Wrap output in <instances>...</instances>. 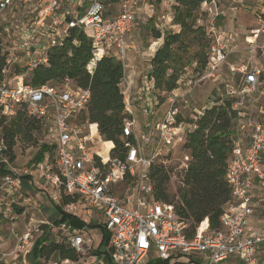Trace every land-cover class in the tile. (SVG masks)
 Wrapping results in <instances>:
<instances>
[{"label": "built area", "instance_id": "2783aa9c", "mask_svg": "<svg viewBox=\"0 0 264 264\" xmlns=\"http://www.w3.org/2000/svg\"><path fill=\"white\" fill-rule=\"evenodd\" d=\"M73 1L76 0H0V56L4 61L0 115L11 118L21 109L42 125L50 124L48 133L55 141L53 159L45 156L34 167L39 166L49 197L64 214L77 217L81 209L99 213L111 232L105 263L97 255L89 256L91 244L83 230L70 231L65 223L56 226L60 232L69 231L57 243L74 257H62L56 252L57 258L48 264H82L88 258L93 259L92 264H144L151 249L162 261L198 252L205 256L204 264H219L233 255L241 256L245 264H264V224L259 230L250 224L254 189L260 191V200L264 202V111L259 110L256 115L252 110L263 71V65L256 66L254 60L260 57L259 53L264 54V7L253 14V25L239 34L219 29L213 23L219 16L215 11L218 0L202 4L208 17L213 15L209 4L216 13L205 21L209 23L205 28L212 39L206 66L201 72L187 68L181 73L177 88L164 98L159 120L147 123L140 133L135 130L129 100L138 102L140 113L146 117L155 116L158 102L147 76L136 89L123 76L120 86L124 89V110L129 116L121 129L125 158L124 161L111 158L113 145L107 152L108 160L104 161L92 138L95 126L78 121L89 102V89L76 88L67 78L60 86L46 84L39 88L24 80L32 69L47 65L48 53L61 44L70 29L82 31L90 40L91 56L85 65L89 75L105 56H113L123 64L130 49L127 34L138 19L146 23L153 13L146 15L149 0H115L116 12L105 19L103 0H78L72 8ZM86 3L81 15L69 18L72 11L78 12L76 8ZM160 4L169 7V11L155 17L157 29L166 25L177 29L173 23L174 0H160ZM15 12L20 13L17 19ZM229 56L238 59L230 68L242 77L236 87L225 85V99L234 100L231 109L236 112L232 153L225 169L232 204L221 217L219 230L198 227L189 236L188 224L178 217L173 206L155 199L150 170L156 164L169 165L172 151L182 142V134L195 129L186 123L187 128L181 133L183 112L191 104L190 95L200 84L217 78L219 68ZM16 70L22 72L15 73ZM201 115H194L193 120ZM96 134L102 140L97 128ZM126 138L133 143L125 141ZM4 150L0 137V161L9 171L0 179V207H10L21 176L2 156ZM182 159L181 164L189 162L188 153ZM62 197L70 202L61 204ZM32 247V230L26 229L9 251H0V264H27Z\"/></svg>", "mask_w": 264, "mask_h": 264}, {"label": "trees", "instance_id": "16d2710c", "mask_svg": "<svg viewBox=\"0 0 264 264\" xmlns=\"http://www.w3.org/2000/svg\"><path fill=\"white\" fill-rule=\"evenodd\" d=\"M204 2L210 0H174L173 23L179 27V31L155 30L152 34L154 39H161L162 43L150 60L151 68L146 76L152 83L153 93L159 103L177 88L179 77L185 69L201 72L206 66L207 50L212 39L205 26L199 23L208 18V13L202 10ZM220 18L216 17V26L219 25ZM90 56V40L82 31L70 29L69 35L61 44L48 53L47 65L32 69L24 83L34 88L46 84L60 86L67 78L74 87L89 89V102L78 121L87 122L97 128V133L103 140L97 146V153L104 161L108 160L107 152L113 145L111 158L124 161L125 148L121 129L124 121L129 118L124 110L120 89L124 67L115 57L105 56L98 62L93 74L89 75L85 65ZM3 66L4 61L0 56V76ZM20 72L22 71L18 73ZM259 82L264 83V65ZM233 101L217 98L213 106L205 109L200 117L195 120L189 116L186 118V123L195 127L186 133L183 144L189 155V162L180 164L175 169L169 165L156 164L150 170L155 199L173 206L178 217L188 224L189 236L206 220L210 231L219 230L220 219L232 204L231 192L225 180V169L234 140L232 129L236 112L231 109ZM39 125V121L28 117L21 109L8 122L4 116H0V137L5 145L2 156L10 162L14 159L13 148L16 144L36 145L37 140L33 135L38 131ZM95 127L92 128L96 132ZM125 141L133 143L131 138H126ZM49 149L47 145L41 144L34 156V164L40 163ZM1 165L0 174L3 177L9 171L5 164ZM176 176L182 192L177 200H171L167 184ZM69 202L70 199L62 197L61 204ZM55 207L61 213L60 208ZM15 211L17 214L22 212L21 209ZM64 221L61 219L53 225L58 226ZM45 240L34 243L31 252L34 264L38 257L54 251L62 257H74L60 244L42 245Z\"/></svg>", "mask_w": 264, "mask_h": 264}, {"label": "rangeland", "instance_id": "374dc122", "mask_svg": "<svg viewBox=\"0 0 264 264\" xmlns=\"http://www.w3.org/2000/svg\"><path fill=\"white\" fill-rule=\"evenodd\" d=\"M149 2L155 6L154 12L157 15L161 13H168L169 7L167 8L163 4H161V6L159 7L160 0H149ZM103 3L105 6V9L108 10V13L109 12L112 13L114 9L117 7V3L115 1L103 0ZM209 6L213 9L211 4H209ZM215 6H216V12L219 14V18L221 17L218 21L219 24L221 25L225 24L224 22H222V19L225 17L227 18L230 14L234 13L235 15L233 17H235L237 14H244L246 16L245 22L242 24L243 26H245V25L253 24V19L251 15H253L255 12H259V10L264 7V3L261 2V0H233V1L221 0V2H219L218 4H215ZM230 8H235L236 11L234 10V12H232ZM221 13L225 14L226 16L223 17ZM215 14L216 13L213 12V15L211 14L210 17L207 18V20H210L212 17H214ZM13 15L16 17V19L20 17L19 12H15ZM8 16L9 15L6 14L5 18L6 17L8 18ZM155 22H156L155 18L148 19L146 23H141L140 19L136 21L135 26L126 36V42L128 45H132V48L130 47V49H128L123 65L127 64L129 60H132L133 62L138 63L139 66L141 65L140 67L143 70L146 69V65H147L146 59L148 58V54H151L155 48V45L151 43L152 41L156 40L152 37L153 36L152 34H154L155 30H158ZM213 23L216 24V21H214ZM203 25L207 26L209 25V23L204 22ZM227 25H230L229 22ZM177 28L179 29L178 26ZM159 29H161V31L170 30L172 32H175L176 28L170 29L166 25ZM229 29L230 28H228V30ZM2 35L4 36L5 33H2ZM263 52H264V49H263ZM259 54H260V57L255 58L254 64L258 67H262V65H264V54L263 56H261V53ZM237 62H238V59H235L234 56H229L227 60L219 68L217 78L200 84V86L191 93L190 107L184 110L183 112L184 119L182 120L184 124L181 125V133L182 131L184 132L185 128H187V124L185 121L186 120L185 118H187V116H189V118H193L194 115L197 116V114L203 113L205 109L213 106L217 98L224 100L226 84L227 85L230 84L231 86H234V87L237 86L239 82V80L237 79L238 75L233 74L230 68V64H236ZM142 69L140 71V75L144 74V71H142ZM11 71H14V69H10V72ZM19 71L21 70H16L15 73H18ZM120 89L121 91L124 90L123 87L121 86H120ZM157 102H158L157 103L158 105H157V110L155 112V116L161 115L162 109H163V106H162L163 102L162 103H159V101ZM129 103L132 106V110L134 114L136 132L140 133V132L145 131L144 130L145 125L149 123L150 121H153V119H155V116L146 117L142 115L139 109L140 104L134 101L133 99H130ZM252 110L256 115L259 114V110L264 111V83L259 84L258 91L256 93V103H255V106L252 108ZM262 119L264 121V116H262ZM6 120L8 122L10 118L7 117ZM39 124L40 125L38 126V131L34 132V135H33L34 138L37 140L36 145L16 144L13 148V154H14L13 161H10V162L7 161L10 168H12L20 176L24 175L25 171H27L30 168H34L38 164V163L34 164L33 160L41 144H45L47 145V147L50 148L46 152L45 156H47L50 161L53 159V156L55 153V143H54L55 141L49 136V133H48L50 124L45 123V125H42L40 122ZM182 137H183L182 142L176 145V147L174 148V151H172L171 156L169 158L170 159L169 166H171L173 169L177 168L182 163V160H183L182 158L185 155V153H187L186 149H184L183 147L184 146L183 144L185 143L186 135L182 134ZM93 141L96 147L101 142V140L97 136L94 138ZM1 158L2 157L0 156V159ZM1 164H4V163L0 161V168H2ZM35 170H36L35 177L40 178V182L42 183L43 181L41 180V173H40L39 166H37ZM1 177L2 175L0 174V179ZM44 191L46 193V202H48L52 208L50 209V212L47 215L42 214L41 211L40 212L38 211L39 208L37 207V204L33 205L32 203L33 205L32 207V205L30 206V205H27V203H24L25 199L28 198L25 194H23L22 196L15 195L12 198V203L9 204L11 205L10 207H7L5 205H2L0 207V237H1L0 243L3 244L4 242H7V239L9 240L5 244V247H2V248L10 249V247L13 246L15 242L13 238V236L15 235L14 233L21 234L25 230V226L31 221V218L33 219L36 218V220L37 219H41V220L48 219V224L46 225L39 224L38 222L31 225L30 229L32 230L33 246L35 242L41 241L42 239L44 240L46 239L45 240V242L47 241L46 243H50V241L52 242L54 241L57 243L58 241L62 240L61 234L57 232L56 226L52 224V222H54L55 216L58 214L57 209L54 203L52 202L51 198L49 197V191L47 190H44ZM167 192L171 200H177L180 193L182 192V189L179 184L178 176H176L175 178L172 177L170 179L169 183L167 184ZM16 209H21V210L25 209V214L19 219L17 218L18 214L15 211ZM255 211L253 212V215H252L253 217L255 216L257 217L258 214L260 216H264V202H259V207L258 209H255ZM44 226L46 227L44 228ZM205 226H206V221H204L201 224V226L199 227L200 230H203ZM91 233L95 237L100 236L98 229L91 230ZM56 255H57L56 252L52 255L46 254L45 256L40 257L39 261L36 264H48L49 261H52L57 258ZM153 257L154 255L151 254L149 255V258H148V261L151 259L150 260L151 264L155 263V261L152 260ZM220 264H245V263L243 262V259L241 256L233 255V256L228 257L226 261Z\"/></svg>", "mask_w": 264, "mask_h": 264}, {"label": "crops", "instance_id": "0c3cea01", "mask_svg": "<svg viewBox=\"0 0 264 264\" xmlns=\"http://www.w3.org/2000/svg\"><path fill=\"white\" fill-rule=\"evenodd\" d=\"M77 1L78 0H76L75 2L73 1L74 3H72L73 4L71 6L72 8H73V6H75ZM231 1H233V0H231ZM219 2H221V0H218L217 4ZM149 5H150V9H148V7H146V15L148 16L149 14L153 13V17H151L153 19V18L157 17V14L154 12L155 11V6L152 3H150V2H149ZM86 6H87V3L84 4V7L82 6V8H76V10L78 11L76 13L71 10L72 14L69 16V18H71V17H73V16H75L77 14L81 15L84 12ZM160 6H161V4H159V7ZM104 8H105V6H104ZM116 9H117V7L114 9V11L112 13H110V12L108 13V10L105 9V19H110L113 16V13L116 12ZM230 10H232V12H234L233 8L232 9L230 8ZM211 11L213 13L214 9L211 8ZM215 11H216V9H215ZM221 14H222L223 17L226 16L223 13H221ZM234 15L235 14L232 13L227 18L226 17L223 18L222 22H224L225 24H222V25L219 24L218 25L219 29H224L227 32H237L239 34H244L246 32V30L248 28H250L253 24L252 25L243 26L242 24L245 22L246 16L244 14H237L235 17H233ZM251 16H252V19H253V15H251ZM227 21L229 22L230 25H227L228 24ZM228 28H230V29L228 30ZM151 43L155 45V48H154V50H153V52L151 54H148V58L146 59V62H147L146 69L143 70L140 67L141 65L139 66L138 63H135L132 60H129L128 63L123 66L124 67V77L130 84H132V87L134 89L138 88L141 85V82L145 79L146 75L150 71V68H151L150 60H151L154 52L161 45L162 40L158 39V40L152 41ZM129 47L132 48V45H129ZM141 69H142V71H144V74H142V75H140ZM233 74H237L238 75L237 79L239 80V82H238V84H239L241 79H242L241 75L236 73V72H233ZM159 117H160V115H156L155 119H153V121H155L157 119L159 120ZM44 190L49 191V188H47L44 185L43 182L42 183L40 182V178L35 177V169L34 168H30V169H28L27 171L24 172V175H21V184H20L19 189L16 192V194H14V196L15 195L22 196L23 194H25L28 198L25 199L24 203H27V205H30V206L32 205V203H33V205L37 204V207L39 208L38 211L39 212L41 211L42 214H46L47 215L50 212V209H52V208H51L50 204L48 202H46V193H45ZM252 194H253L252 208H253V212H254L255 209H258L259 202H262V200H260L261 199V193H260L259 190L254 189ZM13 197H11V199ZM30 199H31V201H30ZM33 205H32V207H33ZM60 211H61V213H59L57 211L58 214L55 216L54 222H52V224H54L55 222H59L61 219H64L65 220L64 223L67 225V227H68V229L70 231L71 230L72 231L73 230H83L85 239L89 240L90 244H91V253L89 254V256L97 255L98 258L101 261H104L105 263H107L108 262L109 240H110V237H111V232L105 228L104 220L100 216V214L95 212V211L87 212V211L81 209V210L78 211V214H77V217H76V216H72L70 214H65L67 216H64L63 215L64 213L62 212L61 208H60ZM255 212H257V211H255ZM24 214H25V209L22 210L21 214H18L17 218L19 219ZM252 215H253V213H252ZM252 215H251L250 224H252L251 226H252V228L254 230H259V228L262 227V225L264 224V216H260L258 214L257 217L255 216L256 217L255 218ZM37 220H36V218H34V219L31 218V221L25 226V230L21 234L14 233L15 235L13 234L14 235L13 238H14L15 242H16L17 238L20 237L26 231V229H30L31 225H33L34 223L38 222L39 224H43V225L48 224V219L47 220L37 219ZM45 227L46 226H44V228ZM93 229H98V231L100 233L99 237H97V236L95 237V236L92 235L91 230H93ZM206 229H208L207 220H206V226L204 227L203 230H206ZM57 232H59L61 234L62 240H64L65 237L68 235L67 233L69 231L60 232V231L57 230ZM0 239H1V237H0ZM8 241L9 240L7 239V242ZM11 241H13V240H11ZM7 242H4L3 244L0 243V251L7 252L15 244V242H14L13 246L10 247V249L2 248V247H5V244ZM46 242H43L42 245L48 246L49 244H58V243H56L54 241L53 242L50 241V243H46ZM54 253H55V251L52 252L50 255H52ZM151 254L154 255V257L152 259L153 261H155L154 264H204V260H205V256L203 254L198 253V252H192V253L189 254L188 257H185V258L173 257V258H171L168 261H162V260H160L158 258L156 251L154 249H151L149 251L148 255L146 256L144 264H151L150 263L151 259L148 261L149 255H151ZM58 255H56V257ZM39 259H40V257H38L37 262L39 261ZM84 263L92 264L93 263V259L92 258H88L86 261L83 262V264ZM27 264H33V259H32L31 255L28 257Z\"/></svg>", "mask_w": 264, "mask_h": 264}, {"label": "bare ground", "instance_id": "6f19581e", "mask_svg": "<svg viewBox=\"0 0 264 264\" xmlns=\"http://www.w3.org/2000/svg\"><path fill=\"white\" fill-rule=\"evenodd\" d=\"M95 135H96V132L94 131V128H92V138H93V140H94Z\"/></svg>", "mask_w": 264, "mask_h": 264}]
</instances>
